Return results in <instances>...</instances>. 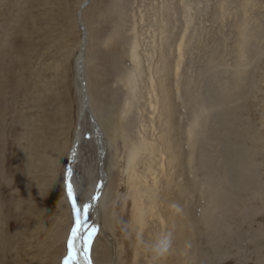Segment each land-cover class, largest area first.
Masks as SVG:
<instances>
[{
    "label": "rangeland",
    "instance_id": "1",
    "mask_svg": "<svg viewBox=\"0 0 264 264\" xmlns=\"http://www.w3.org/2000/svg\"><path fill=\"white\" fill-rule=\"evenodd\" d=\"M79 1L0 0V264H54V240L69 219V213H57L48 188L53 179L61 188L63 161L77 119L74 64L80 33L74 13ZM166 1L172 5L170 0H103L92 7L95 22H87L93 36L99 37L92 36L90 49L95 46L105 55L99 64L101 92L107 100L115 95L122 106L126 91L114 83L113 76L127 69L128 53L125 47L115 51L114 60L106 57L112 50L111 35L118 31L116 36L127 46L136 37L148 73L155 53L145 41L162 21L177 34L183 26L179 17L189 16L194 35L189 39L193 49L183 63L184 90L201 93L205 99L207 106L198 108L199 120L213 115L204 135L210 144L195 147L194 160L186 146L190 105L177 103L183 115L174 117L178 155L168 179L173 187L169 185L162 197L150 192L154 195L148 200L167 221L164 230L148 227L142 232L132 222L125 152L118 140L114 156L112 146H107L106 167L116 201L110 226L121 245L119 264H150L142 242L164 231L173 240L162 264H264V0H185L184 8L174 4L169 10L162 6ZM140 77L134 71V87L126 93L133 105L130 135L140 119L135 106L144 88ZM230 142V148L224 147ZM92 148L86 150L99 175V155ZM228 152L230 156L240 153L246 161V173L239 180L225 181L223 163ZM46 153L48 162L42 159ZM60 263L64 264L63 258Z\"/></svg>",
    "mask_w": 264,
    "mask_h": 264
},
{
    "label": "bare ground",
    "instance_id": "2",
    "mask_svg": "<svg viewBox=\"0 0 264 264\" xmlns=\"http://www.w3.org/2000/svg\"><path fill=\"white\" fill-rule=\"evenodd\" d=\"M102 1L103 0H80L76 7V10L74 9V24L80 33V39L78 42V49L76 52L77 54L74 64L76 91L78 94V108L76 117L77 119L73 129L72 142L67 149V154L63 161L64 173L61 177V181L59 182V186H61V188H59L55 184L54 179L52 180L48 188V192L51 195L52 203L54 204L57 213H69L68 221L64 223V227L59 232V234L56 235L54 240L57 243V245L54 247V251L57 252V258L54 264H61L60 260L63 258L64 261L65 258L68 256L67 240L69 237H71L72 234V229L69 230V225L71 224L72 220H74L73 227H76L79 233V235L74 240L72 258L78 257L79 264H85L84 256L88 255L89 253H85L83 251V242L84 239L87 237L88 233L91 232V229L95 228L97 231L94 234V239L91 241L90 248V259L92 264H119L120 256L118 257V255L120 253L118 250L120 249L121 245H119L116 234H113L110 226V223H112L110 222L111 208L116 203V201L112 198L111 187L113 185L111 183L109 169L108 167H106L107 159L109 157H107L109 153V149L107 148V146L110 145L113 149H116V142L118 140L120 141V144L124 149L126 158L125 173L127 172L126 183L128 189L131 192L129 193L131 202V219L133 223L137 224L139 228L138 230H142L143 232V230H146L148 227H152L156 229V231H160L164 228L165 223L167 222L166 221L164 223V220L162 218L164 217L162 216L163 214L161 215L159 213L160 211L158 212L159 214L155 212L153 206L151 207L149 205L150 203H152V201L148 203V200L149 198H151V196L156 193L158 195L160 194L162 197V195H164L163 193L167 191L168 186L170 185H168V179L170 176L171 169L173 168L172 165L173 163H175L174 160L177 158L178 155V142L175 143V136L178 135H175L176 126L174 123L176 121L174 117L178 116V118L180 119L181 115H183V113L181 111L179 112V109L176 108L177 103L179 104V106H183L185 103L190 105L189 116H192V120L190 118V127L189 129H186V135L188 136V140L186 139L188 141H186V146L188 147V154L191 153L192 159H194V154L196 151L195 147H200L201 145H205L206 147V145L209 143L204 137L205 126L207 122L213 117V115L206 116V114L205 117L199 120L198 116H200L199 111L201 109L198 108H204L203 106H207L205 103V99H203V96L200 95V92V94H196L194 92L189 91V89L187 91L184 90L187 88L184 87V84H186L183 77L184 58L185 55L190 54L193 49L191 48V46H189V39L191 37L193 38L191 21L187 18L189 16H176V18H180L178 19L180 20V22H182L183 25L182 28H177L179 30L177 33L178 37L175 33L178 39L177 41L176 39L173 40V37H175V35L173 33L174 31H171L172 28L166 29L168 26L165 28V26L168 24L165 25L163 21V23L161 22L159 24L154 22L158 25L153 31V35L151 36L152 38L147 36L149 37V39H147L146 41L144 40L145 42H148L146 44L153 46L155 53L152 59L150 58L151 61L149 60L151 63L152 70H150L148 73H146L147 70L145 71L144 59L141 56V52L140 50H137L138 42L136 37L134 41L130 40L127 46V44L124 45L122 39H119V37L116 36L118 35V31H115L113 35H111L112 37L110 39V50H112L110 51L111 53H108V55H106V57H108L109 59H113V56L116 55L115 53L117 52V49H119V51H122L125 47L127 48L126 51L128 53V64L126 63L128 67L124 71L117 70V72L114 73V79L112 78L113 80H115L114 83L122 87V90L126 91H122L123 96L126 97H128L126 93H129L130 88L134 87V71L140 74V78H142L144 83V88L143 90H141L139 95V101L135 99V101L137 102V105H135L136 112L139 114L136 116L140 119H137V121L134 122V124L136 123V130L134 131V135H130L129 127L132 125L129 117L133 107L131 103V98L125 97V99H122L124 101L122 106H120V103L117 101L118 99L115 95H112V98L108 100L104 97L103 93L101 92L102 85L99 83V80L101 78L100 75L102 73L99 64L101 60L104 59L105 55H102L98 48L95 46H93V50L90 49V42L92 38L95 36V40H98L99 37H96L97 35L93 36V33H91L90 31L91 28H88L87 22L89 23V19L93 20V5L95 3V5H100ZM170 2L172 3V5L175 4L177 6H181L182 8L186 6L185 0H170ZM164 5L162 6L166 9L169 10V7L171 9L172 5L167 1L166 5ZM177 6L175 7L177 8ZM165 13L169 15L168 12H164L163 14L165 15ZM177 14L179 15V13ZM168 18L170 19V16H168ZM165 20H167V16ZM177 25L174 26L177 27ZM80 27H82L83 30ZM120 66L121 65H119L118 67ZM187 83H190L189 80ZM114 90L115 89H113L112 91L116 93ZM196 92H198V90ZM186 115L187 114L185 113V116ZM187 117L188 115L185 118ZM231 144V142L226 144L224 143V147L226 146L227 148H230ZM87 147H90V150H93L92 147H94V151L99 155V158L97 157L100 161L99 175H97L96 171L92 169L93 163L92 160L90 161V150L87 151ZM115 149L113 152V156L116 154ZM70 153L72 154L71 156ZM196 153H198V151ZM239 154L240 153L230 156V153L228 152L226 158L224 159L223 164L224 167H226L227 169V176L225 180L226 182H230L231 178L235 179V181L239 180V178L241 179V177H243V175H245L246 173L244 167L246 161L243 160L239 156ZM48 156L49 153H46L42 156V159H45V162H48ZM67 162L69 164L68 166ZM134 171H136L137 174L135 175V178L133 175ZM51 175L54 178L55 174ZM68 175L70 176L69 182H66V177ZM211 181L215 182L213 179H211ZM69 184L72 185L74 194L73 201L75 200L77 209L80 211L81 215L83 214L84 204L89 205L87 220L83 228H80L78 226L77 215L72 210L69 197L65 192V186H68ZM171 185L173 187V184ZM150 192H153L154 194L150 195ZM166 200L168 201V199ZM162 202H164V200ZM166 211H168V209H166ZM130 222L129 225H131ZM135 224L133 225L135 226ZM176 228H178L180 232L181 224H178V227ZM85 229H88V232H85ZM128 231H130V229ZM153 236H151V238ZM132 239L135 238L132 237ZM2 241V236L0 235L1 250L3 247ZM62 255L63 257L61 258Z\"/></svg>",
    "mask_w": 264,
    "mask_h": 264
},
{
    "label": "snow or ice",
    "instance_id": "3",
    "mask_svg": "<svg viewBox=\"0 0 264 264\" xmlns=\"http://www.w3.org/2000/svg\"><path fill=\"white\" fill-rule=\"evenodd\" d=\"M67 195L69 199H73V189L72 185H68V192ZM73 210L76 212L77 215V224L80 228L84 227V224L86 223L87 220V214L89 212V205L84 204L83 206V214L81 215L80 211L77 209V205L75 200L73 201ZM97 230L95 228L91 229V232L88 233L87 237L84 239V248L83 251L85 253H89L88 255L84 256V260L86 261V264H92L91 259H90V248H91V241L94 239V234ZM85 232H88V229H85ZM79 235L78 229L76 227L72 228V234L71 237L68 238L67 240V249H68V256L64 260V264H79V258H72V252L74 248V240L75 238Z\"/></svg>",
    "mask_w": 264,
    "mask_h": 264
},
{
    "label": "clouds",
    "instance_id": "4",
    "mask_svg": "<svg viewBox=\"0 0 264 264\" xmlns=\"http://www.w3.org/2000/svg\"><path fill=\"white\" fill-rule=\"evenodd\" d=\"M172 240V234L164 231L142 242L143 251L148 255L150 264H162L171 249Z\"/></svg>",
    "mask_w": 264,
    "mask_h": 264
},
{
    "label": "water",
    "instance_id": "5",
    "mask_svg": "<svg viewBox=\"0 0 264 264\" xmlns=\"http://www.w3.org/2000/svg\"><path fill=\"white\" fill-rule=\"evenodd\" d=\"M81 29H82V27H80ZM83 30V29H82ZM72 154L70 153V156H71ZM69 164H68V162H67V166H68ZM69 178H70V176L68 175L67 177H66V182H69ZM65 192H66V194H67V192H68V186L66 185L65 186ZM69 201H70V204H71V207H72V210H73V199H69ZM74 211V210H73ZM75 212V211H74ZM76 213V212H75ZM85 261V260H84ZM85 264H86V261H85Z\"/></svg>",
    "mask_w": 264,
    "mask_h": 264
}]
</instances>
